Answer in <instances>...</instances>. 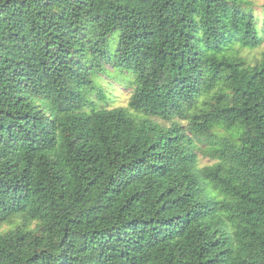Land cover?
Returning <instances> with one entry per match:
<instances>
[{
	"label": "trees",
	"instance_id": "16d2710c",
	"mask_svg": "<svg viewBox=\"0 0 264 264\" xmlns=\"http://www.w3.org/2000/svg\"><path fill=\"white\" fill-rule=\"evenodd\" d=\"M263 43L256 0H0V264H264Z\"/></svg>",
	"mask_w": 264,
	"mask_h": 264
},
{
	"label": "rangeland",
	"instance_id": "374dc122",
	"mask_svg": "<svg viewBox=\"0 0 264 264\" xmlns=\"http://www.w3.org/2000/svg\"><path fill=\"white\" fill-rule=\"evenodd\" d=\"M256 3L258 4V10L261 9V6L264 4V0H256ZM264 50V43L262 44L261 47L257 48V49H254L252 51H246V54L249 56V57H254V58H257L261 51ZM126 98H127V94L126 92L122 91L121 92V95L120 97L118 98V101L116 104H124V102L126 101ZM208 163V159L207 158H200V164L201 165H204V164H207Z\"/></svg>",
	"mask_w": 264,
	"mask_h": 264
}]
</instances>
